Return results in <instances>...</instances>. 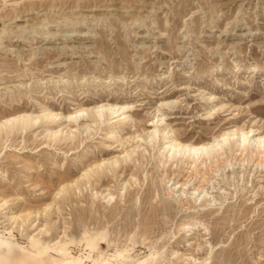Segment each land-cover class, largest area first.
<instances>
[{
    "label": "rangeland",
    "instance_id": "obj_1",
    "mask_svg": "<svg viewBox=\"0 0 264 264\" xmlns=\"http://www.w3.org/2000/svg\"><path fill=\"white\" fill-rule=\"evenodd\" d=\"M108 100L129 104L130 118H43ZM24 112L39 115L32 128L6 123ZM0 122L13 262L33 237L85 258V236L100 230L98 261L158 252L157 264H185L177 251L264 264V152L230 140L195 170L187 156L166 161L155 129L197 143L236 127L264 133V0H0ZM88 169L101 177L87 183ZM195 217L208 233L181 227Z\"/></svg>",
    "mask_w": 264,
    "mask_h": 264
},
{
    "label": "bare ground",
    "instance_id": "obj_2",
    "mask_svg": "<svg viewBox=\"0 0 264 264\" xmlns=\"http://www.w3.org/2000/svg\"><path fill=\"white\" fill-rule=\"evenodd\" d=\"M55 35H56L55 33H52L50 30H48L47 36L54 37ZM97 84L103 87L105 85L104 83H97ZM62 90L65 91V87ZM129 106H130L129 104L120 105L117 103H111L108 100L107 102L105 103L101 102L100 104L94 107L84 108L83 106H79V108L75 109L73 112L67 115H64L63 113H58V112H55L49 109H45L43 110V118L46 119L47 122H53L55 119L59 118V119H65L67 121L73 120V122L76 123L77 118L80 117V115L85 112L88 114L87 115L88 117H91L96 122L98 121L99 117H104V116L106 117L109 116L112 119L118 117L119 121L121 120L125 121L130 118V115H128ZM159 117L160 115L156 116L155 118L158 119ZM38 119H40L39 115L33 116L32 114H28L24 112L23 114L20 113L19 116H12L10 119H7L6 123L12 124L13 122H19L20 129L27 130V129L32 128ZM158 122L159 121H157L156 123ZM2 125H4V123L0 122V126ZM86 129H88V127H86ZM155 129L161 132L163 143L159 145V150L162 152V156L166 159V161L170 162L171 160L176 159L177 157L184 158L185 156H187L193 161L194 165L192 164L191 166H193L194 168L196 167L195 163L200 158H205V160H208L213 154L218 153L219 151L223 150L224 146L228 144L230 140L233 141V145L237 147L238 151H241V150L245 151L246 146L251 145L252 148H254V152H262V153L264 152V133H259L253 128H251L250 130H245L243 128L236 127L233 130H229L225 133L217 135L213 139V141H209V142L207 141V142H202V143L182 141V140L177 139L176 137H172L171 136L172 130L169 129L168 124H165V126L161 130H160V127L158 126H156ZM59 132L64 133V130L62 129ZM56 134L57 133H54L53 135L55 136ZM148 136L153 141L155 137V131L148 133ZM127 153L128 151H126V154ZM116 162L118 161H115L112 163H116ZM196 169L197 167L195 168V170ZM93 175H97L99 178L101 177V174H99L98 172H96V170H93V169L86 170L85 174H83L82 177L86 179L87 183H90V177H92ZM60 191L62 192L67 191L66 193H69V190L66 188H63ZM105 198H108V203L114 199L110 193L107 196H105ZM16 219H17L16 216L10 217L11 221L15 222ZM197 225L205 227V231L208 233V230L205 224L199 221L197 217H195L194 220L190 222V224H182L181 227L183 228L187 227L188 229H191L192 231L193 228L196 227ZM144 226H145V222H144ZM5 234L0 230V264H29L31 262H35L37 264H50L51 262L53 264H87V262H92L93 264H115L105 259L103 261H98V259H95L94 253L98 252V248L100 244L103 243L106 237L105 233L100 230L96 231L91 236H85L86 249L89 250V253L88 255H86L85 258L74 257L69 251L68 243H64L60 239L52 244L50 242L40 243L39 240L33 237L31 239L32 248L25 250L26 253L23 254L19 259L15 260L14 262L11 260L10 256L11 254L14 253L15 245L12 239L6 236ZM114 234H116V232ZM206 247L208 248V245ZM99 255H102V254H99ZM172 255L176 256L178 260L183 261L185 264H210V257H206L203 260L196 258V257L188 258L184 256V254L179 255V252L177 251L173 252ZM158 256H159L158 252L150 253L149 255L144 257L142 261L137 262V264H157L156 262L158 261Z\"/></svg>",
    "mask_w": 264,
    "mask_h": 264
}]
</instances>
